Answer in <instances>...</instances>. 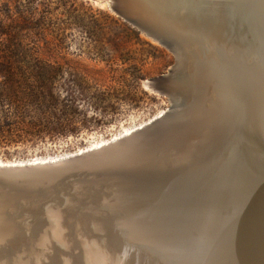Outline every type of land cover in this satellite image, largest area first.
<instances>
[{"label":"water","instance_id":"1","mask_svg":"<svg viewBox=\"0 0 264 264\" xmlns=\"http://www.w3.org/2000/svg\"><path fill=\"white\" fill-rule=\"evenodd\" d=\"M109 1L115 13L175 56L178 26L205 36L199 44L221 54L224 71L216 93L223 107L200 125L209 142L191 141L190 151L182 152L176 150V127H163L179 108L171 92L180 68L176 59L159 87L171 103L160 119L55 163L0 167V239L7 238L0 247L26 235L37 241L55 218L65 225L98 224L105 241L114 238L112 231L132 238L136 243L128 244L158 264H264V135L255 120L252 90L264 68V60H258L264 56L263 22L253 20L246 0H186L189 7L178 0L184 16L169 2V12L154 10L158 22L138 9L147 0ZM158 2L153 0L152 9ZM210 100L208 94L203 98L201 112ZM118 156L123 164L130 161L126 169L117 164ZM154 203L151 214L148 206ZM195 227L197 232H190ZM204 243L221 254L205 260L199 254Z\"/></svg>","mask_w":264,"mask_h":264},{"label":"rangeland","instance_id":"2","mask_svg":"<svg viewBox=\"0 0 264 264\" xmlns=\"http://www.w3.org/2000/svg\"><path fill=\"white\" fill-rule=\"evenodd\" d=\"M111 9L108 0H0V164L90 151L171 108L159 87L176 56Z\"/></svg>","mask_w":264,"mask_h":264},{"label":"bare ground","instance_id":"3","mask_svg":"<svg viewBox=\"0 0 264 264\" xmlns=\"http://www.w3.org/2000/svg\"><path fill=\"white\" fill-rule=\"evenodd\" d=\"M182 1V3H185L186 5V0ZM194 1L196 2L197 0ZM169 2L173 4L174 10L180 7L178 0H159V2L154 5L155 8L152 9L154 4L153 0H147V3L144 2L139 4V6H143L138 9L158 22L157 18L160 19V17H156L157 14L154 10L157 9L158 12H161L168 9ZM246 4L252 12L253 20L256 21L261 19V23H258L262 24L263 22V28L261 31H264V0H246ZM158 5L159 9L156 8ZM176 6L177 8H175ZM178 10L180 15L184 16L182 12L184 11L183 7L181 9L182 11L179 8ZM166 12L169 11L166 10ZM162 24L166 25L165 22ZM254 27L255 28L253 29L259 32V26L256 25ZM253 29L251 28V30ZM176 30L174 31V42L176 43V49H179L177 50L176 59H179L180 68L176 71V80L173 83L174 86L172 87L171 92L176 94V104L179 108L174 116H170L166 119L163 123V127L166 128L168 123H172L171 125L176 127V132L180 135V139L176 141V143L178 142V144H176V150L180 148L178 150L184 152L186 150L190 151L191 146L188 147V145H191L192 142H199L201 144H207L209 142L210 134L208 130L201 126L204 125V118H212L209 115L215 114L223 107V103H220L223 101H221L220 96L218 97L216 92L218 90L220 92L221 72L223 73L224 71V65H222L220 59L221 54L218 50L214 51L215 49L211 48L209 50L200 45L202 40L207 39L205 36H199V34H196L195 32L192 33L193 31L185 32L181 29V26H178ZM234 51L235 50L231 51L232 57L239 60L240 58L236 56L240 54L237 52L234 53ZM258 60L262 62L264 56L260 55ZM257 79L258 83H254L257 87L255 86V88L252 89L256 97L254 116L258 128L262 130L264 135V68H261V71L258 72ZM207 94L211 96V100L203 106L205 109L201 112V107H199V105H201V101H203V98L206 97ZM200 113H202L203 118L200 117ZM201 119H203V122H201ZM118 139L113 140L111 143L118 141ZM105 146L107 145L98 146L90 151ZM127 151L128 150L125 152ZM133 161L134 160L131 159V166ZM55 162L58 161L52 160L37 164ZM116 162L118 165H122L123 158L118 156ZM128 163L123 164L121 168L126 169ZM23 165L36 164L26 163ZM23 165L1 164L0 167ZM154 206L155 203L148 206V211L151 214L156 213ZM50 218L52 219L53 217ZM58 220L59 219L53 218L51 223L52 226L48 229V232L44 237L35 242L30 241L32 236L26 235L21 237V239L18 238L6 247H0V264H158L150 261L149 254L144 252L143 249L136 247V245H129L128 243H136V240H133L132 238L121 237L120 234L117 235L115 231H112L110 232V235L114 236V238L109 237L106 242V238L98 231V224L92 223L88 226L84 224L65 225V223H61V221ZM110 220L111 219H109V221ZM197 229L198 227H195L194 230L190 229V232L195 233L197 232ZM129 230H132L133 232V229ZM217 231L219 232V230ZM128 233L132 234L131 231H128ZM3 239H0V243ZM220 240L223 241L222 239ZM208 246L207 243H204L199 250V254L203 253L205 260L214 258V255L221 254L222 249L218 250V248L215 247L211 249ZM38 247V252L31 251L32 249L36 250Z\"/></svg>","mask_w":264,"mask_h":264},{"label":"trees","instance_id":"4","mask_svg":"<svg viewBox=\"0 0 264 264\" xmlns=\"http://www.w3.org/2000/svg\"><path fill=\"white\" fill-rule=\"evenodd\" d=\"M51 97H52V99H53L54 102L59 103V99L53 93H51Z\"/></svg>","mask_w":264,"mask_h":264}]
</instances>
